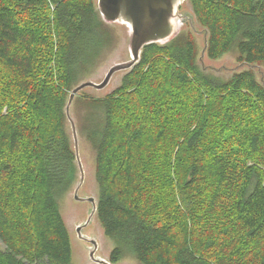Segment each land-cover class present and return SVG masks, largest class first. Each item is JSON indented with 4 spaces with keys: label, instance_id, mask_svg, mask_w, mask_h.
<instances>
[{
    "label": "trees",
    "instance_id": "1",
    "mask_svg": "<svg viewBox=\"0 0 264 264\" xmlns=\"http://www.w3.org/2000/svg\"><path fill=\"white\" fill-rule=\"evenodd\" d=\"M186 1L207 58L235 46L239 62L264 63V0ZM111 38L96 0H0V264H71L58 207L77 173L64 107ZM194 54L179 31L87 97L112 263L264 264V85L251 69L216 77Z\"/></svg>",
    "mask_w": 264,
    "mask_h": 264
},
{
    "label": "rangeland",
    "instance_id": "2",
    "mask_svg": "<svg viewBox=\"0 0 264 264\" xmlns=\"http://www.w3.org/2000/svg\"><path fill=\"white\" fill-rule=\"evenodd\" d=\"M177 12L186 15L184 24L181 25V33H191V37L195 47L194 62L205 72H208L219 78H228L232 73L240 72L241 70L251 69L257 81L264 82V63L246 64L238 61V51L235 46L216 59H209L205 56L204 42L205 36L202 27L192 17V27L188 25L191 17V8L189 3L184 0ZM111 29L112 38L110 43L99 54L94 63L88 67L76 80L75 84L83 80L90 79L99 82L110 65L115 62H122L129 58L128 51V31L125 25L119 23H108ZM192 28L193 31L189 29ZM124 71L116 72L109 84L97 90L87 87L81 90L80 94L72 101L70 106V114L73 117L78 135V154L84 171V179L78 189V195L81 197L92 196L97 198L98 186L95 181V157L96 149L94 145L87 139L84 130L85 118L90 109L87 104V97H101L113 90L120 83ZM244 124V123H243ZM66 130L71 138V130L69 122H64ZM242 125V124H240ZM242 127V126H241ZM72 144V139H71ZM73 147V144H72ZM257 160L263 161L264 168V141L261 146V152L256 155ZM76 163V162H75ZM77 167V163H76ZM76 177L69 189L58 199V207L62 218L68 228L72 258L71 264H98L88 257V249L91 244L82 241L76 232V225L83 223L91 209V203L88 201H78L73 198L74 187L79 179V169L77 167ZM82 234L86 237L93 238L96 241V257L109 260V253L114 246L111 239L103 234L102 228L96 216L93 215L90 223L82 230ZM112 264H140L132 255H124L118 262Z\"/></svg>",
    "mask_w": 264,
    "mask_h": 264
},
{
    "label": "water",
    "instance_id": "3",
    "mask_svg": "<svg viewBox=\"0 0 264 264\" xmlns=\"http://www.w3.org/2000/svg\"><path fill=\"white\" fill-rule=\"evenodd\" d=\"M184 0H96L97 9L101 18L107 23H119L125 25L128 31V51L129 58L122 62H115L109 66L103 78L99 82L90 79L83 80L76 84L70 91L66 101L64 112L69 122L71 139L75 155V162L79 169V179L74 187L73 198L78 201H88L91 209L83 223L76 227L77 235L91 243L88 249V257L98 264H112L110 260L102 259L94 255L96 241L93 238L84 236L81 230L88 225L96 213L97 201L92 196L81 197L78 189L84 179V171L78 154V135L75 121L70 114V106L74 96L84 88L91 87L97 90L105 88L112 76L119 71H128L138 61L143 46L151 43H166L171 40L184 24L186 15L177 12L180 4ZM189 25L192 27L191 12ZM205 50V42L204 49ZM264 85V82L261 80Z\"/></svg>",
    "mask_w": 264,
    "mask_h": 264
},
{
    "label": "flooded vegetation",
    "instance_id": "4",
    "mask_svg": "<svg viewBox=\"0 0 264 264\" xmlns=\"http://www.w3.org/2000/svg\"><path fill=\"white\" fill-rule=\"evenodd\" d=\"M79 225V224H78ZM76 227H77V225H76ZM85 227H87V225L86 226H84L83 228H82V230L85 228ZM82 230H81V233H82ZM82 241H85V240H83V239H81ZM87 242V241H86ZM88 243H90V242H88ZM91 244V243H90ZM92 246V245H91Z\"/></svg>",
    "mask_w": 264,
    "mask_h": 264
}]
</instances>
